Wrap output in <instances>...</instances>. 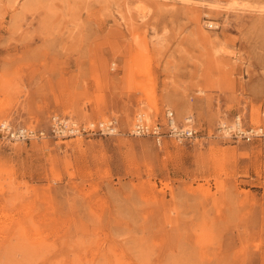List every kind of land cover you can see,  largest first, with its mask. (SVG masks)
<instances>
[{
    "label": "rangeland",
    "instance_id": "374dc122",
    "mask_svg": "<svg viewBox=\"0 0 264 264\" xmlns=\"http://www.w3.org/2000/svg\"><path fill=\"white\" fill-rule=\"evenodd\" d=\"M166 107L264 125V0H0V121L46 132L0 138V264H264V138L128 134Z\"/></svg>",
    "mask_w": 264,
    "mask_h": 264
},
{
    "label": "built area",
    "instance_id": "2783aa9c",
    "mask_svg": "<svg viewBox=\"0 0 264 264\" xmlns=\"http://www.w3.org/2000/svg\"><path fill=\"white\" fill-rule=\"evenodd\" d=\"M49 131L53 136H74L79 134L114 135L120 132L118 119L111 116L98 121L78 123L74 120L52 114L50 116ZM133 136H149L157 146L165 140L178 144L195 142L204 138H227L233 141L251 142L264 138V125H252L244 121L241 114L236 113L228 121L217 124L211 134H201L195 127L193 118L187 116L184 123L176 120L174 111L166 107L162 118L150 122L143 113L134 115L131 127L127 130ZM45 130L30 128L23 125H13L9 121H0V138L11 141H27L32 138L45 137Z\"/></svg>",
    "mask_w": 264,
    "mask_h": 264
},
{
    "label": "bare ground",
    "instance_id": "6f19581e",
    "mask_svg": "<svg viewBox=\"0 0 264 264\" xmlns=\"http://www.w3.org/2000/svg\"><path fill=\"white\" fill-rule=\"evenodd\" d=\"M212 26V25H211ZM137 114V113H136Z\"/></svg>",
    "mask_w": 264,
    "mask_h": 264
}]
</instances>
